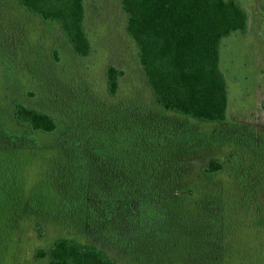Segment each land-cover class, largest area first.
Here are the masks:
<instances>
[{
  "label": "rangeland",
  "instance_id": "rangeland-1",
  "mask_svg": "<svg viewBox=\"0 0 264 264\" xmlns=\"http://www.w3.org/2000/svg\"><path fill=\"white\" fill-rule=\"evenodd\" d=\"M239 1L248 12V29L244 34L234 32L224 37L220 45L219 64L228 91L227 119L233 124V130L223 128L220 141L211 137L218 128L216 123H200L159 111L138 65L136 44L125 31L126 16L119 0H84V26L92 44L86 57L74 53L55 21L42 20L17 0H0V167L10 164L11 173L16 169V177L12 176L16 183L7 194L15 200H3L0 207V264H46V259L35 258L34 251L39 247L47 249L60 235L102 246L117 264L212 261L213 252L197 238L204 234L205 225L200 226V234L196 232L199 220H210L209 211L216 197L199 194L196 186L207 181L201 167L211 158L227 159V153L236 147L229 135L243 124L256 133L264 132V0ZM54 49L58 61L54 60ZM108 65L124 71L115 94L107 89ZM13 98L51 112L58 121L57 130L33 132L20 126L13 116ZM157 112L182 119L202 134L188 164L187 179L195 185L191 194L176 201H154L149 209L137 202L125 210V220L144 227L163 220L157 230L158 248H148L145 242L127 243L125 232L105 229L108 221H113V214L96 209L97 204L90 198L82 199L76 192L82 188L59 175L58 167L65 155L56 146V137L64 125L82 127L93 122L86 129V137L94 132L101 143L102 132L97 124L100 118L108 130H115L112 113L118 121L119 116L128 117L134 128L136 113L155 117ZM208 141L211 142L206 145ZM12 142L25 146L3 151L2 147ZM229 175L226 171L212 179L217 185L231 187ZM233 196L230 192L221 194L224 199ZM31 197L36 200L29 204ZM79 202L82 208L77 207ZM117 217L118 221L116 218L113 222L120 223L121 217ZM37 219L42 223V236L37 235L34 226ZM166 219L174 223L170 225ZM233 221L237 224L235 218ZM250 221L246 218L240 224L243 229L238 227L228 233L230 242L225 240L224 245L228 254L215 258L219 264H264V224L246 227ZM187 232L194 234L187 237Z\"/></svg>",
  "mask_w": 264,
  "mask_h": 264
},
{
  "label": "trees",
  "instance_id": "trees-1",
  "mask_svg": "<svg viewBox=\"0 0 264 264\" xmlns=\"http://www.w3.org/2000/svg\"><path fill=\"white\" fill-rule=\"evenodd\" d=\"M17 1L42 20L55 21L75 54L86 57L91 53L92 44L84 26V0ZM119 4L126 16L125 31L136 44L138 65L159 111L200 123H216L218 128L211 137L222 141L223 128L233 130V124L227 119L228 91L219 64L220 45L224 37L234 32L246 33V8L239 0H119ZM54 56L58 61L57 49ZM123 73L112 65L106 67L107 89L111 94L116 93L118 78ZM12 101L13 116L20 126L33 132L57 130L58 121L51 112L28 106L17 98ZM160 112L155 117L136 113L134 128L128 117L119 116L118 121L112 113L115 130H108L100 118L97 124L102 132L101 143L94 132L86 137V129L93 122L82 127L64 125L56 137V146L65 155L62 165L57 166L61 170L59 175L82 188L76 191L82 199L90 198L97 204L96 209L113 214V221L116 218L118 221L117 215L122 218L120 223L108 221L105 229L125 232L127 243L145 242L143 245L148 243V248H158L157 230L163 220L144 227L125 220V210L137 202L149 209L154 201L158 204L176 201L191 194L195 185L187 179L188 164L202 134L184 120L165 117ZM229 136V141L238 148L230 150L226 160L209 159L201 167L207 181L196 186L206 198L216 195L212 209L207 208L210 220L197 222L198 234L202 232L201 225L206 227L197 238L213 252L212 261L205 262L208 264H219L215 258L228 254L224 246L227 240L230 242L228 233L238 227L243 229L240 224L246 218L251 219L246 227L264 224V132L256 133L243 124ZM24 146L12 142L2 149L8 152ZM9 168L10 164L0 167L2 208L3 200H15L7 195L16 183L12 182L16 169L11 173ZM226 171L230 172L227 179L231 180V187L217 185L212 179ZM225 192L234 196L224 199L221 194ZM50 193L54 194L52 189ZM35 200L31 197L28 203ZM79 203L77 207L82 208ZM119 211L122 213H115ZM34 226L37 235L42 236L41 220L37 219ZM192 232H187V237ZM34 256L46 259V264H117L102 246L68 235L56 237L47 249L36 248Z\"/></svg>",
  "mask_w": 264,
  "mask_h": 264
}]
</instances>
